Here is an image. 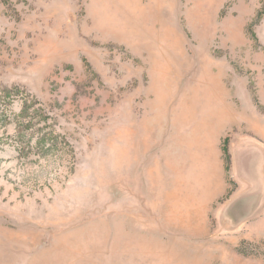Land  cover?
<instances>
[{
	"label": "rangeland",
	"instance_id": "374dc122",
	"mask_svg": "<svg viewBox=\"0 0 264 264\" xmlns=\"http://www.w3.org/2000/svg\"><path fill=\"white\" fill-rule=\"evenodd\" d=\"M210 65L235 112L209 144L186 96ZM263 80L264 0H0V264H183L168 236L264 264ZM179 175L198 235L165 222Z\"/></svg>",
	"mask_w": 264,
	"mask_h": 264
},
{
	"label": "bare ground",
	"instance_id": "6f19581e",
	"mask_svg": "<svg viewBox=\"0 0 264 264\" xmlns=\"http://www.w3.org/2000/svg\"><path fill=\"white\" fill-rule=\"evenodd\" d=\"M142 9H144L147 13L145 14L144 12H142L144 13L143 16L145 18V22L151 21L150 18L151 13L153 15V20L156 21L155 19L156 13H154L153 7L143 6ZM142 13L139 15H142ZM149 28L151 29V31L155 29L152 26H150ZM171 31L172 29L170 27L162 24L160 26L159 34L162 36H166L170 41H172L171 39H174L175 41L174 42L172 41L174 44V48L178 49V47H181L180 39L176 35L175 38H173ZM167 69H168V65L165 64V66H162V68L160 69L161 70L160 73L162 74L163 78L161 77L160 79H158L159 81L157 80V84L155 85L156 87L159 88V84H161V88H159L161 89V91L159 92L160 97L158 98V101H161L162 98L164 97L163 91L165 90L166 88L165 85L167 83L166 82L167 79L165 76H168ZM228 76L229 75L226 74L224 68L219 67L218 70L214 72L211 69V65H210L203 72L201 79L199 78L200 81L194 86L193 92H189L188 95L186 96L187 99L186 102L188 103V105H191V103L201 102V104L203 105L202 107H204L203 108L204 113L201 117L202 124L200 127L196 129V131H194L192 136H190V139L200 136L201 140L199 141H202V139H204L207 143L210 144L211 142H214L216 135L223 128V125L227 122V119L229 120L231 119L230 116H232L233 112L235 111H233L234 106L229 99L230 91L228 90V86H227L229 83V79L228 80L226 79L228 78ZM249 121H250L249 125L254 126V128L257 127L258 129L261 130L260 134L261 133L264 134V127H261V124L258 123V119L257 120L250 119ZM185 140H189V138H185ZM209 154L210 155L214 154L212 150L210 151V148H209ZM175 161H178V158L172 157L171 162L173 166L169 165L171 169L173 167L174 172L176 170V168L174 167ZM202 178H204V176L201 177L194 184H196V187L199 189L201 187H204L205 193H204V197L202 198L209 199V197H211L212 194H215L217 192L216 182L214 179L211 178L213 187L208 188L211 183L210 177L206 176L205 183H204V179L202 180ZM172 185H174V190L169 194H165V197L168 199L174 197L175 199H177V202L175 203V206L172 204L174 207H172L173 210L171 211L172 212L171 215H167L165 218V222L167 223L166 225L169 227H178V228L182 227L183 233L189 235H198V233L202 230L203 227L200 222L201 219L200 206H197V204L200 203V200L195 201V208L193 210L191 209L188 210L186 208L185 199L187 198L190 200L189 195L191 193L188 194L187 191L186 194L183 193V190H186V188L182 177L179 175V177L175 178L172 181ZM191 197H194V195H191ZM149 244H151V242ZM187 246H188L187 243L178 241V239L174 236L172 237L168 236L167 242H164L162 240H156L153 244H151V247H155V249H157L158 251L161 250L170 251L171 255L175 256L173 258L171 257L172 260L176 262L177 259L179 260V262L183 264H216L219 261L222 262V260L226 262L228 261V264H234L236 262L235 258H233V260L231 259L230 261L223 259V251L217 247L216 248L207 247L205 249H201L200 251L196 252L195 255H192L189 249H187Z\"/></svg>",
	"mask_w": 264,
	"mask_h": 264
},
{
	"label": "trees",
	"instance_id": "16d2710c",
	"mask_svg": "<svg viewBox=\"0 0 264 264\" xmlns=\"http://www.w3.org/2000/svg\"><path fill=\"white\" fill-rule=\"evenodd\" d=\"M21 134H22V132H21ZM46 135H47V134H46ZM46 138H47V137H46ZM46 138H45V139H46ZM50 140H51V142H50V143H52V144H53V143H55V142H56V144H58V139H57V140H54V138H53V137H51V138H50ZM65 143H67V142L65 141Z\"/></svg>",
	"mask_w": 264,
	"mask_h": 264
}]
</instances>
